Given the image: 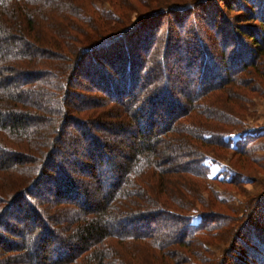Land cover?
<instances>
[{"label":"trees","instance_id":"16d2710c","mask_svg":"<svg viewBox=\"0 0 264 264\" xmlns=\"http://www.w3.org/2000/svg\"><path fill=\"white\" fill-rule=\"evenodd\" d=\"M257 96L264 0H0V264H264Z\"/></svg>","mask_w":264,"mask_h":264},{"label":"rangeland","instance_id":"374dc122","mask_svg":"<svg viewBox=\"0 0 264 264\" xmlns=\"http://www.w3.org/2000/svg\"><path fill=\"white\" fill-rule=\"evenodd\" d=\"M257 24L258 23H256V25ZM209 32L211 31H208V33ZM212 35L215 38L214 34ZM213 42H214V45L217 47L218 42L215 39ZM148 70L149 68H147V71ZM152 72H150V74ZM143 74L145 75L146 73L143 71ZM153 75H155V72ZM80 81L84 82L83 80H80ZM142 81H144L145 83V80H142ZM172 85H180L182 87L184 86L189 89H194L196 87L195 83L192 81V76L186 77L184 81H181V80L175 81L173 79ZM178 96L183 99L182 93H178ZM76 101H79V100L75 99V102ZM243 119L245 120V122H243L242 125L230 128L229 131L231 133H234V137L237 138L239 136V132L246 130V131H250L254 135H262V138L264 140V97L257 96L254 98L253 102L249 105V110L247 111L246 115L244 114ZM71 136L72 137L76 136V133H74L72 131V128L69 127L67 129V134L65 138L68 139ZM100 136L106 139L109 137L105 134H100ZM218 151L220 152L219 155H222V156L215 155V157H209L205 162V164H208V166L210 167L209 184L213 186L216 190H218L223 197L227 198L234 205L236 209L240 210V212H243L245 203L248 200V198L252 196L259 197L264 192V171H260V170L258 172L255 171L249 174L252 177L243 178L244 183L242 184V188L240 187L239 190L234 189V187H231L228 185H221V183L216 181V178L222 179L224 177L231 176V175H226V173H228V171L232 169L233 159L231 158L233 154H232V151H224L225 153L220 149H218ZM260 153L264 154V149L261 150ZM87 182H85L86 185H87ZM8 219L11 220L13 223L17 222L16 219H13L12 217L10 218V216L8 217ZM16 240L19 241L20 239H16ZM26 243L30 244L32 248H34L31 242H26ZM53 247L54 245L52 246V248ZM52 248L50 250H52ZM213 249L216 252V256L218 257L222 256L223 254L222 246H213ZM50 254H51L50 259H54L55 255H53L52 252Z\"/></svg>","mask_w":264,"mask_h":264}]
</instances>
